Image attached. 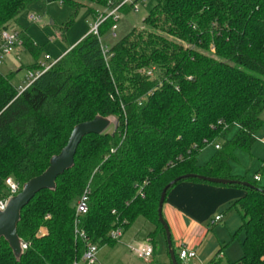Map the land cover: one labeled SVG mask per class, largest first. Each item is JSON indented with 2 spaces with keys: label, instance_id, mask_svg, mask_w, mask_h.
I'll list each match as a JSON object with an SVG mask.
<instances>
[{
  "label": "trees",
  "instance_id": "16d2710c",
  "mask_svg": "<svg viewBox=\"0 0 264 264\" xmlns=\"http://www.w3.org/2000/svg\"><path fill=\"white\" fill-rule=\"evenodd\" d=\"M35 1L0 0V32ZM58 1L73 9V23L84 8L95 20L105 16L110 0ZM151 1L144 27L110 48L108 60L101 38L112 32L111 18L22 93L0 73V202L11 195L7 179L22 189L45 172L77 125L96 117L117 122L111 132L85 137L56 190L40 192L24 208L17 232L28 248L17 258L2 240L0 264L80 259L76 205L86 190L89 211L80 228L92 242L114 245L113 230L126 232L143 218L156 226L149 239L153 264H160L154 242L165 236L161 194L172 182L167 195L182 182L207 183L182 179L190 175L239 182L226 185L246 192L230 208L241 218L233 240L244 234L242 264H264V189L232 174L237 153H250L264 127V0ZM21 37L38 60L42 48ZM210 145L220 149L201 166L198 157ZM219 255L210 264H222Z\"/></svg>",
  "mask_w": 264,
  "mask_h": 264
},
{
  "label": "rangeland",
  "instance_id": "374dc122",
  "mask_svg": "<svg viewBox=\"0 0 264 264\" xmlns=\"http://www.w3.org/2000/svg\"><path fill=\"white\" fill-rule=\"evenodd\" d=\"M151 5L152 1L147 0L140 5L138 11L122 14L119 21L116 23L117 30L101 38L103 47L110 49L121 39L129 35L134 29H142ZM72 13L73 9L71 7L62 4L58 0H38L29 5L27 9L19 15L17 21L10 25L9 28L11 31L26 33L38 46H40V48H42L40 58L35 60L24 47H20L17 50L18 56H14L11 60L9 58L0 68L1 74L11 76V82L18 90L25 87L28 72L36 63L54 62L66 51L68 46L72 47L75 43H78V41H82L85 34H89L90 29L95 24V20L94 17L89 14L88 9H82L73 23H71ZM30 15L37 16L38 21L30 22ZM261 118L264 120V112ZM116 124L117 122L115 120L114 124L107 132L114 130ZM211 153H216L213 145L208 146L202 151L199 155L202 156L200 161L206 159ZM209 159L210 157L206 162L209 161ZM237 159L238 162L233 164L235 175L253 183L255 175L261 173L262 180H264V127L262 132L258 135L251 152H238ZM206 162H203V164ZM258 186L260 187L261 183H258ZM230 217L231 226L237 227L235 231L238 232L241 227L238 215H231ZM149 228H151V226L143 218H139L129 230L123 232V238L120 241L116 242L114 245H106L99 249L97 254L99 264H145L134 255L129 249V245H135L138 242L144 241ZM44 232L45 231L42 230L41 234ZM238 239H240V241L244 239V234L240 233ZM238 239L231 241L232 245L229 261L232 264H240L242 251ZM154 245L156 246V263H170L166 237L163 239H155Z\"/></svg>",
  "mask_w": 264,
  "mask_h": 264
},
{
  "label": "crops",
  "instance_id": "0c3cea01",
  "mask_svg": "<svg viewBox=\"0 0 264 264\" xmlns=\"http://www.w3.org/2000/svg\"><path fill=\"white\" fill-rule=\"evenodd\" d=\"M89 34H85L84 38ZM73 46H68L66 51L58 58L64 56ZM14 56H18L17 51ZM235 133L236 130L231 133L230 137ZM214 154L211 153L203 161H200L202 156H199V165L202 166L208 163ZM209 157V161L206 162ZM203 162L206 163L203 164ZM232 174L238 177L234 174L233 165ZM256 177L260 179L257 182L261 183L260 188L264 189V180H262L261 173L255 175L253 182H256ZM245 195L246 192L239 188L207 183L182 182L176 185L168 193L163 207V218L171 232L173 250L177 253L183 249L194 251L196 258L188 262V264H210L219 254L222 264H232L229 261V255H231V241H233V235L237 227L231 226L230 216L238 215L240 222L241 218L235 210L230 208L234 202ZM217 217H221V220L216 221ZM146 222L151 228L147 231L146 239L136 244L150 243L149 236L156 231L154 224ZM164 237L163 234H159L156 239H163ZM238 240L240 243L243 239L241 241L240 239ZM241 257L242 254L240 259ZM240 264L242 263L240 262Z\"/></svg>",
  "mask_w": 264,
  "mask_h": 264
},
{
  "label": "water",
  "instance_id": "95a60500",
  "mask_svg": "<svg viewBox=\"0 0 264 264\" xmlns=\"http://www.w3.org/2000/svg\"><path fill=\"white\" fill-rule=\"evenodd\" d=\"M114 122L115 119L96 117L94 120L81 123L73 129L66 147L58 155L51 158L49 167L46 171L26 183L18 195L11 197L7 202L5 210L0 209V246L1 241L4 240L9 245L15 257L20 258L23 255L22 241L18 236L17 229L24 208H26L40 192L45 190H56L57 179L74 167L78 147L85 137L106 133ZM182 179H198L207 183L224 186L239 183L238 181L195 175L185 176ZM175 183L176 182H172L164 188L158 208V218L165 232L168 253L172 264L178 263L172 247L171 232L163 218V207L167 197V191ZM242 185L245 187H252L246 182H243Z\"/></svg>",
  "mask_w": 264,
  "mask_h": 264
},
{
  "label": "built area",
  "instance_id": "2783aa9c",
  "mask_svg": "<svg viewBox=\"0 0 264 264\" xmlns=\"http://www.w3.org/2000/svg\"><path fill=\"white\" fill-rule=\"evenodd\" d=\"M147 0H110L109 1V9L105 16H100L95 20V24L91 28V33L95 35H99V27L102 23H104L107 19L111 18L115 22V25L112 27V32L117 30L116 23L119 21L122 14V9L131 6L132 12L138 11L140 9V5L146 2ZM30 22H37L38 17L35 15H30ZM23 47V39L21 37V33L17 31H11L10 28L3 30L0 32V68L4 65L6 60L15 55L16 51ZM103 54L105 58L108 60L110 58L109 49L103 47ZM54 62L51 63H43L40 62L37 64L38 68L35 70H30L28 72L26 78V85L24 88L19 90L20 93L28 89L41 75L50 70ZM151 74V73H149ZM216 149H220L219 146L215 147ZM259 177L255 178V181L258 182ZM10 189V197L4 201L0 202V209L5 210L8 200L18 195L21 192L18 184L12 179L9 178L6 181ZM89 198L90 192L86 190L84 194L80 197L76 205V224H75V234L77 240L84 244V253L80 259H77L73 262V264H99L97 259V254L99 252V246L94 244L88 234L80 228V217L86 215L89 211ZM221 220V217H217L216 221ZM110 237L112 240L118 242L123 238V231L120 228L113 230L110 233ZM23 251L27 250L28 245L22 243ZM129 249L134 253V255L144 262L145 264H153L155 250L152 244L144 242L135 245H129ZM180 259L188 264V262L192 261L196 258V253L194 251H189L187 249H183L179 252Z\"/></svg>",
  "mask_w": 264,
  "mask_h": 264
}]
</instances>
